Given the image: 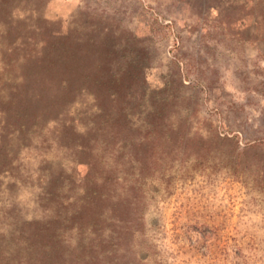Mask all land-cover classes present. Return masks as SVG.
<instances>
[{"label": "rangeland", "instance_id": "1", "mask_svg": "<svg viewBox=\"0 0 264 264\" xmlns=\"http://www.w3.org/2000/svg\"><path fill=\"white\" fill-rule=\"evenodd\" d=\"M263 12L0 0V264H264Z\"/></svg>", "mask_w": 264, "mask_h": 264}, {"label": "trees", "instance_id": "2", "mask_svg": "<svg viewBox=\"0 0 264 264\" xmlns=\"http://www.w3.org/2000/svg\"><path fill=\"white\" fill-rule=\"evenodd\" d=\"M263 3H264V0H263ZM262 15H263L262 19H263V22H264V12H263ZM42 75L43 76L40 77V81L38 82V86L40 88H42V89L44 88V89H48L49 90L50 88H52V87L54 88L57 85V87H61L62 89L63 88L66 89L67 83H66V79H64L63 75H59V76L53 75L52 72L51 73H47V74H42ZM24 84H25V82H24ZM24 84H22V85H24ZM36 96L34 94L29 93L28 91L25 92V93L21 92L19 95L16 94V96L13 99V104H16L19 107L20 103H22V104L26 103L25 101H28V99H32L34 97L36 98ZM159 120H160V118H159ZM159 120L157 119L156 123L154 122V123H151L149 125L148 132L150 131L152 133L153 132L155 133V132L158 131L157 126H160V124L158 122Z\"/></svg>", "mask_w": 264, "mask_h": 264}]
</instances>
